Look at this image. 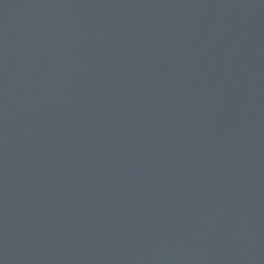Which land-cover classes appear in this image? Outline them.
Masks as SVG:
<instances>
[{"label": "water", "instance_id": "1", "mask_svg": "<svg viewBox=\"0 0 264 264\" xmlns=\"http://www.w3.org/2000/svg\"><path fill=\"white\" fill-rule=\"evenodd\" d=\"M0 264H264V0H0Z\"/></svg>", "mask_w": 264, "mask_h": 264}]
</instances>
